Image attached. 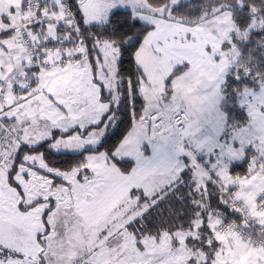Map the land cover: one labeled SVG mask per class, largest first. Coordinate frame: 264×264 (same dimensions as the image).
<instances>
[{
    "label": "snow or ice",
    "instance_id": "6c2138e0",
    "mask_svg": "<svg viewBox=\"0 0 264 264\" xmlns=\"http://www.w3.org/2000/svg\"><path fill=\"white\" fill-rule=\"evenodd\" d=\"M192 3L0 0V264H264V0Z\"/></svg>",
    "mask_w": 264,
    "mask_h": 264
},
{
    "label": "trees",
    "instance_id": "16d2710c",
    "mask_svg": "<svg viewBox=\"0 0 264 264\" xmlns=\"http://www.w3.org/2000/svg\"><path fill=\"white\" fill-rule=\"evenodd\" d=\"M198 6L196 3V0H193L192 7L193 10ZM123 11V10H121ZM121 21H123L124 16L121 15L119 17ZM127 30V28L125 29ZM135 31V29H133ZM134 51V49L132 50ZM122 71L125 73V75H130L135 71V65L131 60V54L127 53L124 57L123 63H122ZM140 105L137 104V107ZM131 128L130 121L125 117L123 123L120 124L119 128L115 130V134L110 135L108 141L105 144V148H111L114 144H117L119 140L122 138L124 134H126V131ZM103 150V149H102ZM42 151L45 152L46 157L49 161H51L53 164H55L58 167H69L72 164H75L77 160L82 159L83 157L78 153H56L55 151H48L47 146L45 145V148L42 149ZM86 155V153H85ZM247 170V166L245 162L237 163V166H234L232 169L233 173L238 174H245V171ZM216 195L215 193L213 194ZM212 205L215 207L219 202L215 198L211 201ZM181 208L180 202L176 201L175 198H173L171 201L166 202L164 205H162L160 211L162 213L163 219H167L169 216V213L171 210H178ZM221 210H223L224 206L220 205ZM228 217L230 219H233L234 217L231 216L230 210ZM161 219V217H156V221L158 222Z\"/></svg>",
    "mask_w": 264,
    "mask_h": 264
},
{
    "label": "crops",
    "instance_id": "0c3cea01",
    "mask_svg": "<svg viewBox=\"0 0 264 264\" xmlns=\"http://www.w3.org/2000/svg\"><path fill=\"white\" fill-rule=\"evenodd\" d=\"M86 155H87V153H86ZM241 162H243V161H241ZM241 162H237V163H241ZM232 173H233V172H232ZM233 174H234V175H237L238 173H237V174H236V173H233ZM238 175H241V174H238Z\"/></svg>",
    "mask_w": 264,
    "mask_h": 264
},
{
    "label": "rangeland",
    "instance_id": "374dc122",
    "mask_svg": "<svg viewBox=\"0 0 264 264\" xmlns=\"http://www.w3.org/2000/svg\"><path fill=\"white\" fill-rule=\"evenodd\" d=\"M246 166L248 167V165H247V163H246ZM246 172H247V170L245 171V174H246ZM242 175H244V174H242ZM229 218V217H228ZM230 219V218H229Z\"/></svg>",
    "mask_w": 264,
    "mask_h": 264
}]
</instances>
